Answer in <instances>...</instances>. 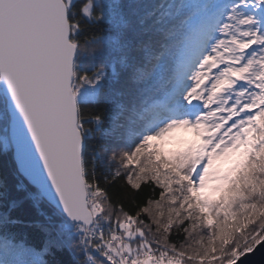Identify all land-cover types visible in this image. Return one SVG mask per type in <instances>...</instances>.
I'll use <instances>...</instances> for the list:
<instances>
[{
  "label": "snow or ice",
  "instance_id": "6c2138e0",
  "mask_svg": "<svg viewBox=\"0 0 264 264\" xmlns=\"http://www.w3.org/2000/svg\"><path fill=\"white\" fill-rule=\"evenodd\" d=\"M260 249L264 0H0V264Z\"/></svg>",
  "mask_w": 264,
  "mask_h": 264
},
{
  "label": "rangeland",
  "instance_id": "374dc122",
  "mask_svg": "<svg viewBox=\"0 0 264 264\" xmlns=\"http://www.w3.org/2000/svg\"><path fill=\"white\" fill-rule=\"evenodd\" d=\"M175 135L178 136V137H182L185 142H191V141L195 140V138H197L190 131L189 132H184L183 130L178 131L177 133H175ZM183 146H186V145L178 144L174 140L171 141V143L168 142V143L165 144V147L168 148V149H175V148H179V147H183ZM225 167H227V165H225Z\"/></svg>",
  "mask_w": 264,
  "mask_h": 264
},
{
  "label": "water",
  "instance_id": "95a60500",
  "mask_svg": "<svg viewBox=\"0 0 264 264\" xmlns=\"http://www.w3.org/2000/svg\"><path fill=\"white\" fill-rule=\"evenodd\" d=\"M247 264H264V249H260L255 255L250 256Z\"/></svg>",
  "mask_w": 264,
  "mask_h": 264
},
{
  "label": "trees",
  "instance_id": "16d2710c",
  "mask_svg": "<svg viewBox=\"0 0 264 264\" xmlns=\"http://www.w3.org/2000/svg\"><path fill=\"white\" fill-rule=\"evenodd\" d=\"M197 138H195V140H196ZM169 143H171V142H169ZM172 146V145H171ZM5 167L6 168H8V169H10V167H11V164H10V162H5Z\"/></svg>",
  "mask_w": 264,
  "mask_h": 264
}]
</instances>
